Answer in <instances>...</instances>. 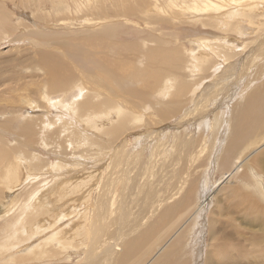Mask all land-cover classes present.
I'll use <instances>...</instances> for the list:
<instances>
[{"label": "bare ground", "instance_id": "obj_1", "mask_svg": "<svg viewBox=\"0 0 264 264\" xmlns=\"http://www.w3.org/2000/svg\"><path fill=\"white\" fill-rule=\"evenodd\" d=\"M38 1H39V4L35 3V5H40L39 10L42 13L40 17H41V20L44 22V25L42 26V30L46 27H48V29L51 30L52 28H57L58 26L59 27L62 26L66 30L68 28L74 27L75 23L77 22L76 20L78 19H83L85 21L84 24L86 23L87 25H91L92 29L93 28H99V29L98 30L96 29V31H92L88 35L85 34V36L84 34L82 36L77 35L78 37H74L72 39L71 37H66V38H70L71 40L70 39L64 40L63 38L57 39L56 37H49L45 41H40V40L35 41L34 40L35 38H30L29 44L30 46H32L31 49L33 51V54H28V56H31V59H27V61H19L18 64L15 62L16 63L15 65H12L14 62L11 63L9 69H10V72H14V73L9 74V76L7 77L10 80L11 78H13L14 79L13 81H15V80H18V78L20 77L26 76V79H31L32 82L30 83V86H20L19 89L17 87L11 86L10 84L6 85L7 88L5 90V94L8 95L9 92L14 93V92L20 91L21 93L18 95H15V96H13L14 94L11 95L10 97L11 102L14 104L16 99L20 98V100L26 106H29V107L34 106V109L41 110V109L46 108V106L49 108L50 104H52L51 106H54L56 109L64 106L68 111L73 110V112H76V113L80 112L81 114L80 118L83 119V122L86 120L93 121L98 118L99 119L103 118L104 114L101 112L102 114L101 115L100 113H98V111L100 110L101 107L107 106V119L110 120V116L113 113L116 115L118 114V121H117L118 123L114 124V126L110 128L112 130H108L107 132L109 136L114 138V140L115 138L118 137V135L122 134L123 131H125L127 128L130 127V126L128 127V124L130 123V121L134 122L138 126L139 124H142L144 122L142 113H140L141 110L140 111L137 110L138 108L136 109V107L138 105H141V106L142 105L146 106L147 104L149 105L151 101L150 98H153V96L157 97L159 101H162V99H166V100L168 98L171 99L170 103L168 101L165 102L168 104H166V107H164V110L161 113L163 114L162 116H166V115L172 116L174 113L172 112L173 110L176 111L177 109H181V106L183 104L181 103L180 100L184 97H190L188 102L194 103V101H196L198 97L204 98L206 96L207 99L205 103H203L202 105H199L198 102L196 101V104L199 106L198 108L199 112L201 113L196 118V120L199 119L198 121L201 122V124L206 123L209 125L212 123L211 130L214 133L213 139H215V137L219 135V131H221L220 127L222 126L224 128L227 117H226V112L223 113L222 111H218L219 113L216 112L218 115H213L212 107H211L212 101L210 102L208 98H217L218 97L217 90L224 91L227 94L230 90H232V93H230V95L228 94L229 95L228 97L231 99V97L238 95L237 93L234 94L235 91L237 92L240 89L243 90L245 87L247 88L249 85L252 84L254 79H257L255 77L264 76V56L263 54L256 55L257 54L256 48L258 46H261V44H263L264 46V38L262 39V41L259 40L260 42L257 43L256 45L257 47L252 46V48L254 47V49H250L247 55L246 53L243 54L245 56L243 57L240 56V58H238L239 60L236 63H232V61L236 58V56L233 53H231L232 51L231 49L224 53L225 56L223 57L224 58V61H223L220 59L223 52H220L218 48L216 47V45L210 44L206 41L200 40L197 43L198 48H200V51L198 52L195 48L188 50L187 48L189 47L188 46L186 47L184 45L175 46L177 47L176 49L175 48L171 49L169 48L170 46H168L167 43L165 44L166 40L162 41L164 42L163 44L159 39L157 40L156 38L155 40H153V38L147 35V32H148L147 26L149 24H151L152 28H154V27H159L160 25L162 27L163 26L165 27L169 23H174V21L181 23L183 21L189 20L190 23H193L198 18L204 17L203 16L204 14H208L209 16L220 15L218 16V18L221 17L223 19L231 18L233 16H238L241 14L244 15L245 13L249 14V13L254 12L257 8L260 7V3L264 4V0H131L130 2L128 0H44V2L48 4V5L43 4L44 6H41L40 4L41 0H38ZM133 2L135 4V7L131 6ZM107 3L108 4L110 3L113 6V8L116 7L114 5H118V8H120L121 12L116 13V17H117L116 19H118V21L112 20L114 19V16L109 13V12H112L110 10H106L104 14L101 17H99L98 12L101 10L100 8L102 6L103 8H105ZM90 8H91V11L93 12L88 13L87 11ZM256 11H258V9ZM44 12H46V15L43 14ZM57 13L59 14L56 15ZM80 14H85V15L80 17ZM1 16H4V15H1ZM1 16H0V24H4V22L1 20L3 19V17ZM7 18H10V17H7ZM228 21L229 19L226 20L225 23L227 24ZM128 24H133L134 26H136V29L140 30V36H138L136 39H138V41H140L141 43H134L136 41H133V40H131L132 43L129 41H128L129 43L125 42L124 38H126L125 36H127L125 31H127L129 27ZM182 24H187V23H182ZM174 25L175 24H173V26ZM177 26H174L175 27L174 29H176ZM17 27L18 26H15L13 31H15ZM5 28L11 29L9 25H5L4 29ZM237 28L240 29L239 27ZM228 29L229 28H227V31ZM150 30L151 29H149V31ZM172 31L174 32L176 30H172ZM160 32H163V31L160 30L159 33ZM49 34L50 32L48 33V35ZM241 35L243 34L240 33L239 36ZM156 36L158 35L155 34V37ZM229 36L227 37L229 38ZM234 36H235V32H234ZM159 37H163V36L160 35ZM169 38L170 37L167 36V40H169ZM24 39L26 40L27 38H23V40ZM171 41H174V40H171ZM231 41H227V42H231ZM159 42L161 45L163 44L168 47L161 46ZM204 42L206 44H203ZM151 43H154L155 46H148V45H151ZM236 47H234V49H236ZM242 47L243 48L241 47L240 48L243 51H246L245 49L249 46H246L244 44ZM252 55L254 58L259 57L260 59L256 61L257 59L256 58L254 59ZM252 58L254 59V61L251 60ZM34 61L36 62L33 63ZM83 61L84 62L89 61L92 63V66L87 65V68H86V69H89V68L92 69L89 73H87L86 71H83V68L80 67L81 65H79V62L81 63ZM19 64L26 65L27 68L31 66V68H33L34 70H36V68H39V69H37L34 72L25 73L24 75V73L22 72L24 67H22L23 69H21V72H19V75H17L16 73L17 68L15 67ZM137 64L144 66V68L135 67ZM183 70L186 71L187 75L185 76L182 75ZM251 71H252V74H251ZM223 72H233V74L229 76L228 78H225L226 76L224 74L220 75ZM245 75L247 77H245ZM249 75L251 76L248 77ZM189 78L191 79L189 80L190 82L188 81ZM227 79H232V80L229 81L228 84L226 85L225 83L227 82ZM247 80L250 84H246ZM210 81L212 83L211 85L217 86L214 83L222 82L223 86L220 89L219 87H217L216 89H213L214 87L210 88V85L208 86V84H205L207 82L209 83ZM255 82L257 83V81ZM73 88L76 89L75 97H73L71 93V90ZM253 90L254 91L250 90L252 91V93L244 97L243 100L242 98L240 99L242 101L236 106L234 113L231 117L233 119V120L231 119L233 121L232 133L228 132V134H230L231 136L230 142L229 141L228 142L230 144H234L237 150H239L240 153L238 155L239 157L238 160H240L241 158L244 159L242 166L246 167L245 171L249 170V167H251L252 165L254 167H257V169L264 168V153H262V150H261L264 144V85L263 84L259 85L257 86V88ZM243 93L246 94V92H243ZM198 94L200 96H197ZM2 95L3 94H0V97ZM69 97L71 98V100H68L69 102L66 104V100ZM127 98L132 99L130 103H129V99ZM54 99L56 100L53 103L52 100ZM42 100H44V102ZM137 101H139V104H135V102ZM222 102H223L222 100H219V102H217L218 107ZM154 104L152 103L150 105H152L154 108ZM188 105L189 103L187 104V106ZM222 107H226V106L223 105ZM55 108H52V109H55ZM49 110L47 111L48 114H49ZM214 111L215 110H213V112ZM194 112H195V109L192 111V115L189 114L190 116L187 115V117H182L179 123L183 124L187 120L189 119L191 120V118H195L196 115L194 114ZM23 113H24L23 111L18 112L15 109L11 110V108H9L7 105L0 108V114L2 115L6 114L5 116H8L5 122L3 121L4 124L0 125L2 127V131L4 132L6 129L8 130V128L11 126L9 122H12V118H13V121L19 116H21L20 118L24 120L28 118L27 116H23L24 115ZM125 113H129L130 121H129V117L126 116ZM41 114L43 115L42 117H46L48 115L45 112ZM50 114H52L51 111H50ZM70 114H74V113H70ZM97 114H100V116H98ZM30 115L32 114L30 113ZM42 117L35 118L34 120L33 118L26 119V121L24 122V125L19 128V131L17 132L15 136L16 140L20 143V145H22L26 149L27 148L30 149V152L31 150L37 151L38 146L37 147L35 146L36 142L34 141L36 135H39L41 137L40 140L42 141L43 144H47L51 141L55 142L56 140H63L64 144L67 143L69 145L70 143L71 145L82 139L81 136L74 135L73 132H69L70 129L68 126H63V128L55 129V130H53L52 127H50V125L51 126L58 125L59 122L61 124H67V123L69 124V122L66 120L65 117H59V121H58V118H56V120L54 119L55 122H53L52 120L51 123L53 125L49 124L48 120ZM112 117L114 118V116ZM62 119L63 120L65 119L66 121H61ZM210 119L212 120V122L210 121ZM168 120H172V119H168ZM76 124L79 126L80 129H82L83 123L79 122L78 120L77 122L75 121V125ZM187 124L188 123L184 125H187ZM165 126L167 125L165 124ZM93 127L96 129H99V127L96 124H93ZM45 128L49 129V134H46L48 130L45 132L46 130ZM152 130H150L152 132L151 134L156 133L155 130L154 131ZM163 132H164V129H162L159 132V135L156 136V138L154 139L158 140L159 138H162ZM54 133L57 134L56 135L57 137L55 136L56 140H55V137L53 136ZM7 134L9 133L7 132ZM65 134H67V136L65 137V139H63L62 136H64ZM134 135L137 138L140 137V139H142L143 137V134L141 133H135ZM130 136H132L131 133L124 136L122 139H120V141H118L119 143H117L118 146H117V151H116L118 152L117 154L123 155V152L126 151L127 147H129V137ZM3 137L5 139H0L1 141L0 143V186L4 187L5 192H3V194L5 193V195H7L8 192L12 191V193H14L13 194L14 196H12V199L10 200V202L15 203L17 199H20L19 201H22L21 203L22 207L20 208V211L22 210L23 212H27L29 209H31L29 212V216L32 213H34L33 216L34 215L39 216L44 211V209L45 210L47 209V211L50 213L49 206L52 205V203L45 204L44 201L46 200V197H47L46 193L52 190L51 186L50 187L48 186V189L45 190L46 192L44 194V191L42 192V189H43L42 184H40L41 181L36 184L28 182V183L21 185L23 181L21 177V171L23 170L22 169L23 162L21 161L23 160L24 162H27V164L32 163L33 161L36 160V159L35 160L33 159L35 156L31 158L33 153L31 155V154H25L20 149L18 150L9 149L7 147L8 146L7 143L11 141L9 140L10 137L7 136L8 137L7 138L6 136H4V133H3ZM150 137L148 139H151L153 135L151 138ZM165 137L167 138V136ZM22 138L24 140H22ZM202 138H201V141L204 142L205 139L202 140ZM216 142L218 141H213L214 144H216ZM88 143L89 142L87 138V139L82 140V144H77V145H79L80 147L81 145H86ZM153 143H154V140H153ZM245 145L252 146V148H250L249 154H243L245 153V149H246ZM182 147L184 148V144L180 145L181 151L183 150ZM214 148H216L215 145H214ZM74 149L75 148H73V150ZM153 149L156 150L154 147ZM154 150H152V152ZM167 153L169 154L168 151ZM153 155H152V158L155 156ZM190 155L192 157H190L189 161L186 160L185 162L188 164L187 169L191 172V171L197 170L193 166L194 164L193 162H195L198 158H203V156L206 155V150L204 148V145L202 144L201 148L199 147V150L196 152H193L191 150ZM195 155H197L196 158H195ZM227 158L229 159V157ZM132 161L130 160L129 163H131ZM154 161L153 162L151 161L152 164L154 163ZM49 163H51V161ZM203 163L205 162L203 161ZM32 164L31 166L29 165L27 166V168L29 169V172L31 173L36 172V169L38 168L35 164L34 165ZM245 164L247 166H245ZM47 167L48 165L46 167L43 166V169ZM239 167H237V169H239ZM60 168H62L60 164L55 165L54 169H50V172H48L47 174L53 175L54 177V174ZM133 168H135V166ZM143 168L145 169V167ZM151 169L152 168H150V170ZM232 169L233 168H231V170ZM240 169H243V168H240ZM203 170H206V169H203ZM39 172H37V174H33V176H36L38 178L43 177L44 175L39 174ZM204 172L207 174L208 171L206 170ZM253 172H255L254 169H253ZM111 173H113V171ZM201 173L203 174V172ZM47 176L45 174L44 178H46ZM257 176L258 175L256 174L255 178L259 177ZM226 177L231 178V176H226ZM260 177L262 178L264 176L260 175ZM200 178H203V177H200ZM200 178L199 180H201ZM205 178L207 177H204V185L206 184ZM128 179L130 178H126V180ZM147 180L145 181L146 183H148ZM187 180L182 183L181 182L177 183V185L178 184L180 185L179 187L177 186L179 190L181 189V191H183L184 188H188L189 182H187ZM127 182L128 181H126V183ZM255 182L257 183V181ZM38 184H40V186ZM259 184H260V181H259ZM44 185L47 186V183L45 182ZM18 187L19 189H17ZM195 187L193 188V190L194 189L195 190L194 191L192 190L194 193L198 192L196 191ZM123 188H125V186ZM188 189L185 191H188ZM138 193L141 194L140 192ZM186 193L184 194L186 195L185 198L184 196H182L183 197L182 201H179V203L177 202L171 206H168V203H167L169 202L168 199L159 198L160 200L156 203V205L151 207L150 211L148 210L150 207L149 203L153 199L158 198L160 194L159 192H156V195L151 194L150 197L146 195L145 201H147L146 203L149 205V207L145 205V210H148V211L146 212L145 215H140V216L137 215V217L139 216V218L138 220H136V223H132V220L129 219V216L133 217L134 214H131V210L128 206H124V202L121 203L122 205L117 210H116V207H114L115 204L111 202L109 205L104 206L105 207L104 209H100L98 213L94 210L95 206H92L94 207L93 212H92L93 215H90L89 217L88 211H87V213H85L84 216L82 217L80 216L84 220L88 221L89 219V223H86L87 221H85L86 224H84V227H88V229L85 228L84 231H82L83 228L79 230L78 227L74 226L75 234L73 236H76L77 233L79 236L83 235L82 236L83 241L81 243L77 244L76 242H73L74 240H72V238H75V237H72V236L67 239H65V236L63 238L62 235L65 234L63 233V230L55 228V230H53L51 233L46 234L44 236L45 238L39 244L34 246V248H31L29 250L27 249L28 253L27 251L26 253L28 254V257H30L28 258V260L30 264H33L34 258L32 259V256L35 258L42 257L41 259H38L39 262H37L38 260L37 261L35 260L34 262H37L39 264L50 263L52 261L50 258H52V256L54 255V252H52L50 249L55 248V251L57 250L55 253L59 254V256L63 255V258H59L58 260H65L67 262L68 260H70L71 253L73 252L83 253L84 258L78 264H194L195 258L191 253L187 252V249H189V245L192 243L190 241V238H191L190 235L193 232V227L197 225L196 224L197 222H194L192 225L182 226L183 219L186 218V216H188V214L191 212L190 210L194 207V205L192 204L193 206H191L188 210H186V208H188L191 205V204L189 205L188 203L192 202V201H189L191 199L188 198L189 202L185 201V203L189 206L183 204L184 200L188 197V195L190 196L192 195L191 190L188 191V195ZM209 194L210 192L208 193V195ZM263 195H264V192H263ZM175 196H177L176 193L173 195V198ZM240 196H242V198L241 200H239L240 198L238 197L239 198L238 201L251 202L250 199L248 200V197L245 196L244 194ZM235 197L237 198L236 195ZM193 198H194V195H193ZM197 199H196V202H197ZM18 203L16 202V204ZM93 203L96 204V202H93ZM170 203L172 204V200L170 201ZM88 204L90 205L91 203L88 202L85 206H88ZM206 206L208 207V205ZM203 208H204L203 205L199 207V210L193 215V219H195L196 216L197 217L199 216L197 214H199L198 212L201 211ZM7 209L8 208H6V211ZM57 212H54V214L51 213L53 214V217ZM89 212H91V210ZM251 214H254V213H251ZM256 214H257L256 217H253L254 219L250 221H253V223L257 227H259V231L257 233L252 234L251 238L249 239L252 241L255 247L259 246L263 248V250H261L258 247H256L259 255L262 256L264 254V210L263 208L260 209V207H258V209L256 210ZM0 216H2L1 211H0ZM69 216L70 214L60 212L55 217H57L56 220L58 222V221H62L64 218L66 219L69 218ZM135 216L136 215H134V219H135ZM81 218L80 220L83 221ZM144 218L147 220L141 223V220H143ZM27 219H28V216H27ZM45 220H42V221H44L45 223ZM213 220L214 219H212L211 223L213 222ZM26 221H27L26 217L24 219L21 218L20 220L17 221V224H16L18 225L17 227L16 225L15 226L13 225L14 228L12 229L14 230H11L10 234L6 236L4 242L1 243L3 247H0V252L1 251H7V252L11 251L12 252L16 250L17 248H19L20 242L18 241L19 239L18 237L20 234L22 237L26 235L27 233L28 239L33 240V239H36V237L38 236H42L46 232L47 228H50V227L44 226L43 224H40L39 222H38V225H43V227H39V226L36 227L35 223L33 226H31L30 224H33V222L32 223L29 222V225L31 226L30 231L25 230L26 227L23 225H22L23 229L21 230L20 229L21 222H23V224L24 223L26 224L27 223ZM37 221H34V222H37ZM46 222L52 225L54 224L53 222H48L47 220ZM57 224L55 223V225ZM9 228L7 227V229ZM219 231L215 227L211 228L210 235H212L211 236L212 242H213L212 245L214 246V248L211 249L209 253L210 255L208 254L206 256V260H205L206 264H222L226 261L230 262V260L231 262L228 264H242L238 259V256H237L238 254L235 255L232 253L231 246H230L231 243H227V242H230V239L228 237L231 233H229V231H227L228 233H224L223 231L225 230H223V228ZM61 233L63 234L61 235ZM65 235L67 237V233ZM184 235L185 236L187 235L189 237L187 241L185 240ZM49 246H52V247H49ZM12 248L14 249L12 250ZM214 251H217L218 255L216 256L220 258V261L217 259V257L215 258L218 260V262H216L214 259V256H213L215 255ZM181 253L183 254L184 257L189 256V257H186L183 262L182 261L180 262V260L176 259V257L182 256V255H179ZM81 255L80 257L83 256ZM10 258L14 259L12 257ZM18 264L20 263L18 262ZM67 264H70V263H67Z\"/></svg>", "mask_w": 264, "mask_h": 264}, {"label": "rangeland", "instance_id": "obj_2", "mask_svg": "<svg viewBox=\"0 0 264 264\" xmlns=\"http://www.w3.org/2000/svg\"><path fill=\"white\" fill-rule=\"evenodd\" d=\"M37 1L38 0H0V16L4 15V16H1V17H3V19H1V20L4 22V24H0L2 26V27L0 26V94H3L0 97V108L7 105L9 108H11V110L15 109L18 112L23 111L24 112L23 116H27L30 119L33 118V120L35 118L42 117L43 115L41 113L45 112L46 114H48L47 111L50 108L49 114L46 117H42V118L47 119L49 124H52L51 123L52 120H53V122H55L56 118H58V121H59V117H65L66 120L70 124V125L68 123L67 124H61L60 122L58 123V125L52 124L53 126L50 125V127H52L53 130L63 128V126H68L70 129L69 132H73L74 135L81 136L82 139L75 142L76 144L73 143L70 145V143H69V145H68L67 143L64 144L63 140H56L57 134L54 133L53 136L54 137L56 136L55 137L56 141L55 142L51 141L47 144H43L42 141L40 140L41 137L39 135H36L34 141L37 144V145L35 144V146L36 147L38 146L37 151L31 150V152H30V149H28V148L26 149L25 147L20 145V143L16 140V137H15L17 132L19 131V128L24 125V122L28 118H26L24 120V119L20 118L21 116H19L14 121L12 118V122H9L11 125L10 126L11 128L10 127L8 128L9 131L6 129L3 132L2 127L0 126V139H5L3 137V133H4V136L10 137L9 140H11V141H9V143H7L8 144L7 147L9 149H11V150L20 149L25 154H31L32 155V153H33L32 156L30 155L31 158H33V156H35L33 159L34 160L36 159V160L32 162L33 164L32 163L27 164V162H24L23 160L21 161V162H23L22 163V169L23 170L21 171V177H22L23 181H22L21 185L28 183V182L36 184V183H39L41 181L40 184H42V188L44 189V190L42 189V192L44 191V194L46 192L45 190L48 189V186L52 187V190L48 191L46 193L47 197H46V200L44 201L45 204H51L52 203V205L49 206L50 213L47 211V209L46 210L44 209V211L39 216H36V215L33 216L34 213H32L29 216V212L31 209H29L27 212H23L22 210L20 211V208L22 207V205H21L22 201H19L20 199H17L16 202L17 203L20 202V203H18V204H16V202L11 203L10 200L12 199V196H14L13 195L14 193H12V191H11V192H8L7 195H5V193L3 194V192H5L4 187L0 186V196H1L0 197V211L2 212V216H0V247H3V245L1 243L4 242L6 236L10 234L11 230H14V229H12V228H14L13 225L15 226L17 224V221L20 220L21 218L24 219L26 217V220H27L26 221L27 223L26 224L24 223L25 225L23 224V222H21V226H20L21 230L23 229L22 228V225H23L26 227V229L24 228L25 230L30 231V227L33 226L34 223H35L36 227H38V226L43 227V225L50 227V228H47L46 232L42 236H38V237H36V239H33V240L28 239L27 233H26V235H24L22 237L20 234L18 237L19 238L18 241L20 242L19 248H17L16 250H14L12 252L11 251H9V252L1 251L0 252V264H18V262L20 264H30V262L28 260V258H30V257H28L27 249L29 250L31 248H34V246L39 244L45 238L44 236L46 234L51 233L53 230H55V228L63 230V233H65V234L67 233V237L65 234L61 233V235L63 234L62 235L63 238L65 236V239H67V238H70L72 236V237H75V238H72V240H74L73 242H76L77 244L81 243L83 241V237H82L83 235L79 236L77 233L76 236H73L75 234L74 226L78 227L79 230L83 228L82 231H84L85 228L88 229V227H84V224L89 223V219L87 221V220L82 219L81 217L84 216V214L87 213V211H88L89 217H90V215H93L92 212H93L94 207H92V206H95L94 210L98 213L100 209H104L105 208L104 206L109 205L111 202L115 204L114 207H116V210L122 205L121 203L124 202V206H128L130 208L131 214L136 215L135 219H134V215H133V217L129 216V219L132 220V223H136V220H138L139 216L145 215L148 210L150 211L151 207L156 205V203L160 199H162V198L168 199V201H169V202H167L168 206H171L177 202L179 203V201H182L183 200L182 196H184V198H185L186 195H184V194L187 192L186 194L188 195V191H190V190H191V194H192L191 196L192 197L190 195H188V197L184 200L183 204L187 205L185 203V201L187 202L189 199H191V200H189V201H192L191 203L188 201L189 202L188 204L189 205L191 204V205L190 206L187 205L189 207L186 208V210H188L193 205H194V207L190 210L191 214L190 213H189L190 215L188 214L189 217L186 216V218L183 219L182 226L192 225L194 222H197L196 223L197 225L195 227H193V232L190 235V237H191L190 241L192 243L189 245V249H187V252L191 253L195 258L194 264H206V262H205L206 256L210 253L211 249L214 248V246L212 245V243H213L212 237H211L212 235H210L212 227L217 228L218 231L223 228V230H225V231H223L224 233H228L227 231H229V233H231L228 237L230 239V242H227V243H231L230 246H231L232 253L235 255L238 254L237 255L238 259L242 264H264V254L262 256H260L256 247H258L261 250H263V248H261L259 246L255 247V245L249 239V238H251L252 234L257 233L259 231V227H257L253 223V221H250V220H253L254 219L253 217H256V215H257L256 210L258 209V207H260V209L263 208V210H264V197H263L264 196L263 195L264 186H262V185H264V180H263L264 177H262V178L260 177V175L264 176L263 175L264 174V168H262V169L258 168L257 169V167H254L252 165L251 167H249V170L245 171L246 167L242 166L244 159L241 158L240 160H238L239 159L238 155L240 152H239V150H237V148L235 147L234 144L229 143L231 136H230V134H228V132L232 133V128H233V121L232 120L233 119L231 117L234 113L236 106L243 100L244 97H246L248 94L252 93V91H254L253 89L257 88V86L262 85V84L264 85V76L255 77L257 79L253 80L252 84L248 86L249 88L245 87L243 90L240 89L241 91L240 90L237 92L235 91L234 94L237 93L238 95L231 97V99L228 96L230 95V93H232V90H230L228 92L229 95L227 93H225L224 91L217 90V95H218L217 98H208L210 100V102L212 101V103L214 104L213 105L211 103L213 115H218L217 114V113H219L218 111H222L223 113L226 112L227 119L229 117V119H228L229 122L226 119V124H225L224 128L222 126L220 127L221 131H219V135H217L215 137V139H213L214 133L211 130L212 129V123L209 125L206 123L201 124V122L198 121L199 119L196 120V118L199 116V114H201L199 112V109H198L199 106L196 104V101L198 102L199 105H202L203 103H205V101L207 99L206 96L204 98L198 97V99L196 101H194V103L188 102L190 97L182 98L180 100L181 103L183 104L181 106V109L176 108L177 109L176 111L175 110L172 111V112H174L173 115L172 116L166 115L167 117L162 116L163 114H161V113L164 110V107H166V104H168L165 102L168 101L170 103L171 99L168 98L167 100L162 99V101H159L157 99V97L153 96V98H150V100H151L150 104L155 103L154 108L150 104H149L150 106L147 104L146 106L145 105L144 106L138 105L136 107V109L138 108L137 110H139V111L141 110L140 113H142L144 122L142 124H139V126H138L134 122L130 121L129 113H125V115L129 117L130 123L128 124V127L129 126L130 127L127 128L128 130L126 129L125 131H123V133L120 134L121 136L118 135V137L115 138V140H114V138L109 136L107 132H108V130H112L110 128H112L114 126V124L118 123L117 122L118 121V114L116 115L113 113L110 116L111 121L109 119H107V106L101 107L100 110L98 111V113L101 114V112H102L104 114L103 118H100V119L98 118V119L93 120V121L86 120L83 122V119L80 118V116H81L80 112L76 113V112H73V110L68 111L64 106L56 109L54 106H51L52 104H50L49 108L46 106V108L41 109V110L34 109V106H30V107L26 106L20 100V98L16 99L14 104L11 102V98H10L11 95L14 94L13 96H15V95L20 94L21 92L19 90H18L19 92H14V93L9 92V94L7 93L8 95L5 94V90L7 88L6 85L10 84L11 86L17 87L19 89L20 86H30V83L32 82L31 79H26V76L20 77V78H18V80H15V81H13L14 80L13 78L10 77L11 78V80H10L7 77V76H9V74L14 73V72H10V69H9L11 63L14 62L12 65H15L16 63L18 64L19 61H27V59H31V56H28V54H33V51L31 49L32 46H30V44H29L30 38H35L34 39L35 41H38V40L45 41L49 37H56L57 39L63 38L64 40H66V39H70V38H66V37H71V39H72L74 37L82 36L83 34L85 36V34L88 35L92 31H96V29L97 30L99 29V28H93L92 29L91 25H87L86 23H85L86 25L84 24L85 21L83 19H78V20H76L77 22L75 23V26L72 28H68L69 30L68 29L65 30L64 27H62V26H60V27L58 26L57 28H52L51 30L48 29V27H46L42 30V26L44 25V22L41 20V17H40V15L42 14L39 10L40 5H35V3L39 4V1L38 2ZM128 1L130 2L131 0H128ZM103 3H105V2H103ZM40 4H41V6H44L43 4L46 5L47 3H45L44 0H41ZM86 5H88V4H86ZM114 6H116V7L113 8V6L110 3L109 4L107 3L105 8H103V6H102L100 8L101 10L98 12L99 17H101L106 10H110L112 12H109V13L114 16V19H112V20L118 21V19H116L117 18L116 13L121 12V11H120V8H118V5H114ZM131 6L135 7L134 2L131 4ZM257 9L259 12L256 11ZM257 9L254 11L255 13L254 12L249 13V14L245 13L244 15L241 14L238 16H233L231 18H224V19L221 17L218 18V16H220V15L209 16L208 14H204L203 15L204 17L198 18L193 23H190L189 20L183 21L181 23L174 21V23H169L165 27L164 26L162 27L160 25L159 27H154V28H152L151 24H149L147 26V28H148L147 35H149L151 38H153V40H155L156 38H157V40L159 39L161 42L166 40L165 44L167 43L168 46H170L169 48H171V49L172 48L176 49L177 47H175V46L184 45L186 47L187 46L189 47V48H187L188 50L195 48L198 52L200 51V48H198L197 43L200 40H203V41H206L210 44L216 45L218 50L220 52H223L222 56L220 57V59L223 61H224L223 57L225 56L224 53L231 49L232 50L231 53H233L236 56V58L232 61V63H236L239 60L238 58H240V56L241 57L245 56V55H243L245 53L247 55L249 53V50L254 49V47L257 45V43L262 41V39L264 38V4L260 3V7ZM87 12L89 13V12H93V11H91V8H90V9H88ZM101 12H102V14H101ZM256 13H257V15H256ZM43 14L46 15V12H44ZM58 14L59 13H57L56 15H58ZM83 15H85V14H80V17H82ZM199 16H201V15H199ZM7 17H10V18H7ZM259 17H260V19H259ZM225 19L226 20L229 19L227 24L225 23L226 22ZM182 23H187V24H182ZM173 24H175L174 26H177V25H179V26H177L176 29H174L175 27L173 26ZM218 24H220V25H218ZM5 25H9L11 27V29H7V28L4 29ZM14 25L18 26L15 31H13L14 27H15ZM12 26H14V27H12ZM128 26L129 27H128L127 31H125V33L127 35V36H125L126 38H124L125 42H127V43L131 42L132 43L131 40H133V41H136L134 43H141L140 41H138V39H136L138 36H140V30L136 29V26H134L133 24H128ZM234 26H235V28H234ZM160 27L163 29H161ZM225 27L229 28L228 31H227V28H225ZM237 27H239L240 29H238ZM149 29H151V30L149 31ZM154 29H155V31H154ZM6 30H8V31H6ZM160 30L163 32L159 33ZM172 30H176V31L173 32ZM207 30L210 32H208ZM11 31H13V32H11ZM49 32H50V34L48 35ZM73 32H75V33H73ZM230 32H232V33H230ZM234 32H235V36H234ZM209 33H211V34H209ZM217 33H219V34H217ZM240 33L243 35L239 36ZM37 34H38V36H37ZM152 34H153V36H152ZM155 34L158 36L155 37ZM245 34H246L247 38H246ZM160 35H162L163 37H159ZM172 35L174 38L172 37ZM207 35H209V36H207ZM223 35L226 37H224ZM167 36L170 37L169 40H167ZM227 36H229V38ZM238 37H240V38H238ZM23 38H27V39L23 40ZM171 40H174V41H171ZM181 41H183V42H181ZM219 41H220V43H219ZM227 41H231V42H227ZM233 41H235V42H233ZM115 42H116V40H115ZM123 42H124V40H123ZM175 42H177V43H175ZM162 43L164 44V42H162ZM169 43H170V45H169ZM243 43L246 46H249L245 49L246 51H243L241 49V48H243L242 47L244 45ZM159 44H160V42H159ZM163 44L162 45L160 44V45L168 47V46L163 45ZM203 44H206V43L204 42ZM231 44H232V46H231ZM148 46H155V44L151 43V45H148ZM222 46H224V47H222ZM252 46H254V47L252 48ZM234 47H236V49H234ZM256 49H257L256 55H262L263 54V56H264L263 44H261V46H258ZM252 57H253V55H252ZM253 58L251 59L252 61H254V59L256 57L254 59ZM256 59H257L256 61H258L260 58L257 57ZM12 60H14V61H12ZM36 61H34L33 63H35ZM79 65H81L80 67H82L83 71H86L87 73H89L92 70L90 68L86 69L87 65L92 66V63L89 61H86V62L83 61L81 63L79 62ZM22 67H24V69ZM135 67L144 68V66L139 65V64H137ZM15 68H17L16 69L17 75H19V72H21V69H23L22 72L24 73V75H25V73L34 72L37 69H39V68H36V70H34L33 68H31V66L29 68H27L26 65H22V64L17 65ZM222 74H224L226 76L225 78H228L229 76H231L233 74V72H223L220 75H222ZM251 74H252V71H251ZM182 75L183 76L187 75L186 71L183 70ZM250 76L251 75H249L248 77H250ZM245 77H247V76L245 75ZM189 80H191V79L189 78L188 81ZM231 80L232 79H227V82L225 80V82H226L225 84L227 85L228 82ZM255 81H257V83ZM18 84H20V85H18ZM205 84H208V86L210 85V88L214 87L213 89H216L217 87H219V89H220L223 86L222 82L214 83L217 86L211 85L212 84L211 81L209 83L207 82ZM246 84H250L248 82V80H247ZM248 89H250L252 91H250ZM243 92H246V94ZM71 93H72V96L75 97L76 96V89L73 88L71 90ZM197 96H200V95L198 94ZM55 98H57V97H55ZM225 98H227V99H225ZM241 98H242V100H240ZM127 99H129V103L132 100L131 98H127ZM55 100L56 99L52 100V102L54 103ZM68 100H71V98L70 97L67 98L66 104L69 102ZM219 100H222L223 102L218 107L217 102H219ZM42 101L44 102V100H42ZM188 103H189V105L187 106ZM132 104H134V103H132ZM135 104H139V101L135 102ZM223 105L226 107H222ZM179 106H180V104H179ZM140 107H142V108H140ZM187 107H188V109H187ZM52 108H55V109H52ZM194 109H195L194 114L196 115L195 118H191V120L189 119L185 123L180 124L179 123L181 121L180 119L182 117H187V115L188 116L192 115V111ZM213 110H215V111L213 112ZM41 111H43V112H41ZM50 111L52 112V114H50ZM188 111H190V112H188ZM60 112H61V114H60ZM227 112L230 114H228ZM20 113H18V114H20ZM30 113L32 115H30ZM70 113H74V114H70ZM33 114H34V116H33ZM100 114H97V115L100 116ZM5 115L6 114H4V115L0 114V121H1L0 125H3L5 120L7 119L8 116H5ZM112 116H114V118ZM168 119H172V120H168ZM66 120L62 119L61 121H66ZM78 120H79V122L84 124V125L82 124V126H83L82 129H80L77 124L75 125V121L77 122ZM210 121L212 122L211 119H210ZM162 122H164V123H162ZM186 123H188V124L184 125ZM93 124H96L99 127V129L94 128ZM165 124L167 126H165ZM169 125H171V126H169ZM226 125H227V127H226ZM152 129H154L156 131V133L151 134L152 132L150 130H152ZM162 129H164V132L162 134V138H159L161 140L154 139V138H156V136L159 135V132ZM47 130H48V132H46ZM154 130H152V131H154ZM7 132L9 134H7ZM45 132H46V134H49V129L47 128L45 130ZM129 133L132 134V136L129 137V147L126 148V151L123 152V155L117 154L118 152H116V151H117V146H118L117 143H119L118 141H120V139H122L124 136L128 135ZM135 133L143 134L142 139H140V137L137 138L134 135ZM88 134H89V136H88ZM186 134H188V135H186ZM152 135H153V137H152ZM66 136H67V134L62 136L63 139H65ZM165 136H167V138ZM149 137L151 139H148ZM168 137H169V139H168ZM87 138H88V142H89L88 144L81 145L82 147L81 146L79 147V145H77V144H82V140L87 139ZM201 138H202V140L205 139L204 142L201 141ZM22 140H24V139L22 138ZM153 140H154V143H153ZM111 141H112V143H111ZM213 141H218V142H216V144H214ZM224 141H226L227 143ZM172 142H173V144H172ZM0 143H1V141H0ZM50 143H52V144H50ZM74 144L76 145V147ZM152 144H154V145H152ZM183 144H184V148L182 147L183 150L181 151L180 145H183ZM202 144L204 145V148L206 150V155L203 156L204 159L198 158L195 162H193L194 163L193 166L197 170L190 172L187 169L188 164L185 161L186 160L189 161L190 157H192L190 155V151L191 150L193 152L198 151L199 147L201 148ZM214 145L217 149L214 148ZM71 146H72V148H71ZM157 146H158V148H157ZM77 147H78V149H77ZM153 147L155 149L156 148L157 149L154 150ZM73 148H75V149L73 150ZM175 148L177 149V151ZM245 148H246L245 153H243V154H249L250 148H252V146L247 145ZM32 149H33V147H32ZM152 150H154L157 153H155L154 151L152 152ZM261 150H262V153H264V144H263V147ZM158 151H159V153H158ZM167 151L169 152V154L167 153ZM34 153H35V155H34ZM153 153L155 156L153 155ZM152 155L154 156L153 158H152ZM196 156L197 155H195V158H196ZM208 156H209V158H208ZM234 156H235V158H234ZM227 157H229V159ZM236 158L238 161L236 160ZM132 159H133V161H132ZM130 160L132 161L131 163H129ZM50 161L52 164L49 163ZM151 161L152 162L154 161V163L152 164ZM203 161L205 163H203ZM114 162H115V164H114ZM37 163H39V164H37ZM199 163H201V164H199ZM31 164L32 165L35 164L38 167L36 169V172H32V173L29 172V169L27 168V166L28 165L31 166ZM59 164L62 168H60L58 171H56L57 175L55 173L54 177H53V175L47 174L48 172H50V169H54L55 165H59ZM141 164H142V166H141ZM47 165H48V167L43 169V166L46 167ZM155 165H156V167H155ZM134 166H135V168H133ZM245 166H247V165L245 164ZM129 167H130V169H129ZM131 167H132V169H131ZM143 167H145V169ZM237 167H239V169H237ZM150 168H152V169L150 170ZM231 168H233V169L231 170ZM240 168H243V169H240ZM203 169H206L209 173L207 172V174H206L204 172L206 170H203ZM229 169H230V171H229ZM235 169H237V170H235ZM253 169L255 172H253ZM148 170H150V171H148ZM112 171H113V173H111ZM130 171H132V172H130ZM37 172H39V174H42L44 176L40 177V178L33 176V174H37ZM183 172H185L186 174ZM201 172H203V174ZM45 174H46V176L48 175L46 178H44ZM256 174L259 176V177L257 176L258 178H255ZM19 175H20V173H19ZM29 175H30V177H29ZM121 175H123L124 177ZM226 176H231V178L230 177L228 178ZM200 177H203V178H200ZM204 177H207V178H205L206 179L205 185H204ZM247 177H249V178L252 177V178L249 179ZM26 178H27V180H26ZM126 178H130V179L126 180ZM187 178H188V180H187ZM193 178H195V179H193ZM199 178L201 180H199ZM146 180L148 181V183L145 182ZM186 180H187V182H189V186H188L189 189L184 188L183 191H181V189L179 190L178 187L180 185L179 184L177 185V183H180V182L182 183V182H185ZM262 180H263V182H262ZM126 181H128V182L126 183ZM255 181H257V183ZM259 181H260V184H259ZM45 182L47 183V186L44 185ZM133 182H134V184H133ZM143 182H145V183H143ZM40 184H38V185L40 186ZM251 184H253L254 187ZM152 185H153V187H152ZM195 185H196V187H195ZM124 186H125V188H123ZM128 186H129V188H128ZM194 187L196 188V191H198V192H195V193L193 192L195 190V189L193 190ZM204 187H205V189H204ZM17 189H19V187ZM187 189H188V191H185ZM140 190H142V191H140ZM103 192H105V193H103ZM138 192H140L141 194H139ZM156 192H159L160 196H158V198H156V199H153L149 203V205H150V207H149V205L146 203L147 201H145L146 200L145 197H146V195H148V197H150L151 194L156 195ZM209 192H210V194L208 195ZM175 193L177 196H175L173 198V195ZM125 194H126V196H125ZM171 194H172V196H171ZM242 194L247 196L248 200L250 199V201L252 203L249 201H247V202L238 201L239 198H240L239 200H241L242 196H240V195H242ZM193 195H194V198H193ZM235 195L237 196V198L235 197ZM196 199H197V202H196ZM171 200H172V204L170 203ZM175 200H177V201H175ZM86 202L87 203L89 202L91 204L90 205L88 204V206H85L87 204ZM93 202H96V204ZM58 204H59V206H58ZM248 204H249V206H248ZM53 205H54V207H53ZM145 205L149 207L148 210H145ZM202 205L204 206V208L201 210L202 212L199 211L198 212L199 214H197L200 217L196 216L195 219H193V215L199 210V207ZM206 205H208V207ZM195 207H196V209H195ZM6 208H8L7 211H6ZM90 210H91V212H89ZM53 211L54 212L58 211L54 215V217H53V214H54ZM60 212L70 214L69 218H67V219L64 218L62 221L57 222V220H56L57 217H55V216H57ZM51 213H53V214H51ZM251 213H254V214H251ZM137 215H139V216L137 217ZM27 216H28V219H27ZM80 218L83 221H81ZM191 218H192V220H191ZM45 219L48 222H53L54 224L52 225L50 223H47ZM212 219H214V220L211 223ZM42 220H45V223ZM146 220L147 219L144 218L143 220H141V223L145 222ZM34 221H37V222H34ZM85 221H87V222L85 223ZM29 222L30 223L33 222V224H30L31 225L30 226ZM38 222L40 224H43V225H38ZM46 223L49 224L50 226L47 225ZM55 223L56 224L58 223V224L55 225ZM17 226L18 225H16V227ZM7 227L8 228L10 227V228L7 229ZM206 230H208V231H206ZM187 237H188L187 235L186 236L184 235V238L186 241L189 239V237L188 238ZM23 239H25V240H23ZM49 247H52V246H49ZM13 249L14 248H12V250ZM50 250L52 252H54V255L52 254L53 255L52 258L53 257L54 258L53 259L50 258L52 261L50 263H45V264H67V263L78 264L84 258L83 253L73 252V253H71L72 257L70 256V260H68V262L65 260H58L59 258H63V255L59 256V254L55 253L57 251V250L55 251V248L50 249ZM26 251H27V253H26ZM245 252H246V254H245ZM75 253H77V254H75ZM214 253H215V255H213L214 259L217 257V259L220 261V258L218 256H216V255H218L217 251H214ZM80 255L82 257H80ZM179 255L183 256L182 253ZM182 256L181 257L178 256V257H176V259L180 260V262L181 261L183 262L186 257H189V256H185V257L184 256L182 257ZM197 256L198 257L200 256V257L198 258ZM10 257H12L14 259H11ZM41 258L42 257L35 258L32 256L33 264H39L37 262H39L38 259H41ZM217 259H215L216 262H218ZM35 260L36 261L38 260V261L34 262ZM22 261H23V263H22ZM230 262H231V260H230ZM230 262L226 261L222 264H228Z\"/></svg>", "mask_w": 264, "mask_h": 264}]
</instances>
